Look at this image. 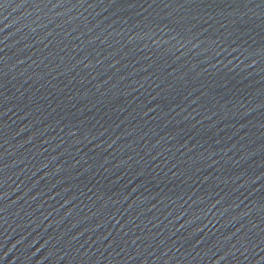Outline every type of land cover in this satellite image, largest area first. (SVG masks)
I'll use <instances>...</instances> for the list:
<instances>
[{
  "label": "water",
  "instance_id": "obj_1",
  "mask_svg": "<svg viewBox=\"0 0 264 264\" xmlns=\"http://www.w3.org/2000/svg\"><path fill=\"white\" fill-rule=\"evenodd\" d=\"M0 264H264V0H0Z\"/></svg>",
  "mask_w": 264,
  "mask_h": 264
}]
</instances>
